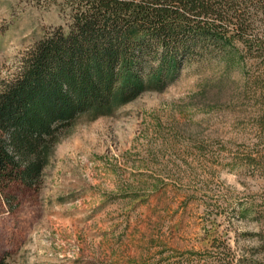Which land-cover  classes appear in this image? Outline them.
Listing matches in <instances>:
<instances>
[{
	"label": "rangeland",
	"instance_id": "obj_1",
	"mask_svg": "<svg viewBox=\"0 0 264 264\" xmlns=\"http://www.w3.org/2000/svg\"><path fill=\"white\" fill-rule=\"evenodd\" d=\"M68 20L56 4L0 0V82ZM256 64L189 62L162 91L77 117L33 186L0 180V258L220 264L218 245L252 252L264 240V98L247 87Z\"/></svg>",
	"mask_w": 264,
	"mask_h": 264
},
{
	"label": "trees",
	"instance_id": "obj_2",
	"mask_svg": "<svg viewBox=\"0 0 264 264\" xmlns=\"http://www.w3.org/2000/svg\"><path fill=\"white\" fill-rule=\"evenodd\" d=\"M34 1L61 6L68 27L46 32L18 76L0 82L2 181L33 186L77 117L162 91L189 62L244 54L257 63L248 90L264 98V24L253 19L264 0ZM217 248L220 264H264V240L239 256Z\"/></svg>",
	"mask_w": 264,
	"mask_h": 264
}]
</instances>
